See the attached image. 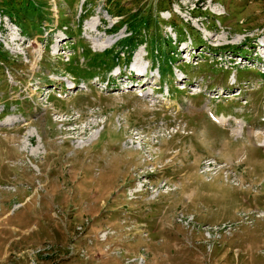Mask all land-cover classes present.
Here are the masks:
<instances>
[{"label":"rangeland","instance_id":"rangeland-1","mask_svg":"<svg viewBox=\"0 0 264 264\" xmlns=\"http://www.w3.org/2000/svg\"><path fill=\"white\" fill-rule=\"evenodd\" d=\"M0 10V264H264V0Z\"/></svg>","mask_w":264,"mask_h":264},{"label":"bare ground","instance_id":"bare-ground-1","mask_svg":"<svg viewBox=\"0 0 264 264\" xmlns=\"http://www.w3.org/2000/svg\"><path fill=\"white\" fill-rule=\"evenodd\" d=\"M137 68V67H136ZM143 70V69H142ZM139 71V70H138ZM143 71H145V70H143ZM221 124H224V123H221Z\"/></svg>","mask_w":264,"mask_h":264},{"label":"trees","instance_id":"trees-1","mask_svg":"<svg viewBox=\"0 0 264 264\" xmlns=\"http://www.w3.org/2000/svg\"><path fill=\"white\" fill-rule=\"evenodd\" d=\"M3 13V11H1ZM121 16V15H120Z\"/></svg>","mask_w":264,"mask_h":264}]
</instances>
